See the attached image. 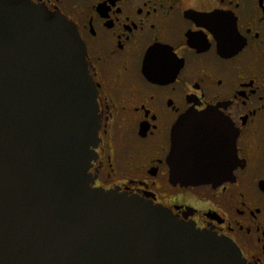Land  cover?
<instances>
[{
  "label": "flooded vegetation",
  "instance_id": "obj_1",
  "mask_svg": "<svg viewBox=\"0 0 264 264\" xmlns=\"http://www.w3.org/2000/svg\"><path fill=\"white\" fill-rule=\"evenodd\" d=\"M28 1L73 23L85 48L99 119L89 187L159 205L264 264V0ZM209 108L234 168L216 185L173 184L172 129Z\"/></svg>",
  "mask_w": 264,
  "mask_h": 264
},
{
  "label": "water",
  "instance_id": "obj_2",
  "mask_svg": "<svg viewBox=\"0 0 264 264\" xmlns=\"http://www.w3.org/2000/svg\"><path fill=\"white\" fill-rule=\"evenodd\" d=\"M85 55L62 15L0 0V264H245L230 241L168 209L89 187L99 119ZM214 110L173 127V184L230 176L234 139L216 137L225 125Z\"/></svg>",
  "mask_w": 264,
  "mask_h": 264
},
{
  "label": "snow or ice",
  "instance_id": "obj_3",
  "mask_svg": "<svg viewBox=\"0 0 264 264\" xmlns=\"http://www.w3.org/2000/svg\"><path fill=\"white\" fill-rule=\"evenodd\" d=\"M206 26H207V25H206ZM262 179H264V177H262ZM261 185H262V184H261ZM261 185H260V186H261ZM241 264H242V262H241Z\"/></svg>",
  "mask_w": 264,
  "mask_h": 264
}]
</instances>
